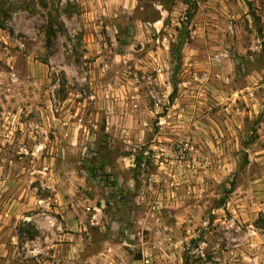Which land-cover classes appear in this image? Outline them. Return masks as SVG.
I'll list each match as a JSON object with an SVG mask.
<instances>
[{
	"label": "rangeland",
	"instance_id": "1",
	"mask_svg": "<svg viewBox=\"0 0 264 264\" xmlns=\"http://www.w3.org/2000/svg\"><path fill=\"white\" fill-rule=\"evenodd\" d=\"M185 258L264 264V0H0V264Z\"/></svg>",
	"mask_w": 264,
	"mask_h": 264
},
{
	"label": "trees",
	"instance_id": "2",
	"mask_svg": "<svg viewBox=\"0 0 264 264\" xmlns=\"http://www.w3.org/2000/svg\"><path fill=\"white\" fill-rule=\"evenodd\" d=\"M172 96V95H171ZM184 264H189V262H188V259L187 258H185L184 259Z\"/></svg>",
	"mask_w": 264,
	"mask_h": 264
},
{
	"label": "built area",
	"instance_id": "3",
	"mask_svg": "<svg viewBox=\"0 0 264 264\" xmlns=\"http://www.w3.org/2000/svg\"><path fill=\"white\" fill-rule=\"evenodd\" d=\"M214 59H215V60H218V56H216ZM187 146H188V144L186 143V144H185V147H187Z\"/></svg>",
	"mask_w": 264,
	"mask_h": 264
}]
</instances>
